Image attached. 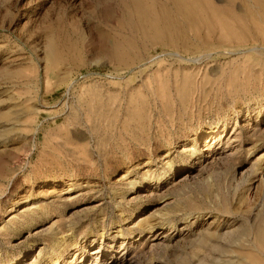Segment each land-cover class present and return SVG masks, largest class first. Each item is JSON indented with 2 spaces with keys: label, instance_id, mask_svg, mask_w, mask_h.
Here are the masks:
<instances>
[{
  "label": "rangeland",
  "instance_id": "obj_1",
  "mask_svg": "<svg viewBox=\"0 0 264 264\" xmlns=\"http://www.w3.org/2000/svg\"><path fill=\"white\" fill-rule=\"evenodd\" d=\"M210 1L0 0V264H264V40Z\"/></svg>",
  "mask_w": 264,
  "mask_h": 264
},
{
  "label": "bare ground",
  "instance_id": "obj_2",
  "mask_svg": "<svg viewBox=\"0 0 264 264\" xmlns=\"http://www.w3.org/2000/svg\"><path fill=\"white\" fill-rule=\"evenodd\" d=\"M238 1L242 3L239 10H241L240 20L242 19L243 29L248 31V34L253 33L255 37L264 40V0H227L229 6H234ZM167 2H172L174 5L180 7L185 5L201 7L206 4L212 7L210 0H167ZM249 29L254 30H251V32ZM99 252L100 250L96 249L93 250L92 254H97Z\"/></svg>",
  "mask_w": 264,
  "mask_h": 264
}]
</instances>
